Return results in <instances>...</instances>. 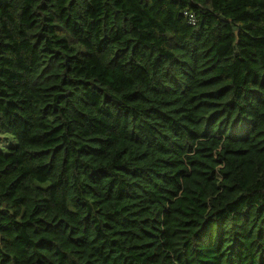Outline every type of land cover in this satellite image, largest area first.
Masks as SVG:
<instances>
[{"label":"trees","instance_id":"obj_1","mask_svg":"<svg viewBox=\"0 0 264 264\" xmlns=\"http://www.w3.org/2000/svg\"><path fill=\"white\" fill-rule=\"evenodd\" d=\"M0 264H264V0H0Z\"/></svg>","mask_w":264,"mask_h":264},{"label":"rangeland","instance_id":"obj_2","mask_svg":"<svg viewBox=\"0 0 264 264\" xmlns=\"http://www.w3.org/2000/svg\"><path fill=\"white\" fill-rule=\"evenodd\" d=\"M14 140L8 135H0V150L5 151L8 145H11Z\"/></svg>","mask_w":264,"mask_h":264}]
</instances>
